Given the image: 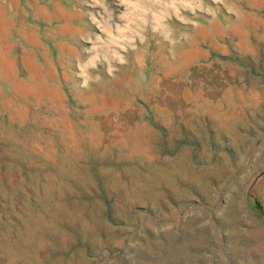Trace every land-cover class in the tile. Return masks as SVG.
<instances>
[{"label":"rangeland","instance_id":"rangeland-1","mask_svg":"<svg viewBox=\"0 0 264 264\" xmlns=\"http://www.w3.org/2000/svg\"><path fill=\"white\" fill-rule=\"evenodd\" d=\"M85 243L264 264V0H0V264Z\"/></svg>","mask_w":264,"mask_h":264},{"label":"water","instance_id":"water-1","mask_svg":"<svg viewBox=\"0 0 264 264\" xmlns=\"http://www.w3.org/2000/svg\"><path fill=\"white\" fill-rule=\"evenodd\" d=\"M109 219L111 221L114 222H120V220L118 219V217H115L113 214H109L108 215ZM101 228L106 232L108 231V228L105 226V223H101ZM68 226V225H67ZM70 228H72L74 230V232L76 233V237L74 238H67L66 236H62V235H58L57 236V247H56V252L59 253H65L68 250H70L73 247H76L78 245H81L82 243L84 244L83 240L81 239V234H80V229L78 226H69ZM85 245L88 248V251L91 253V255L94 257L92 260H85L83 263L84 264H98L101 260V256H99L101 251L103 254L106 250V248H108V246L104 245V244H98V246L96 245H92L89 243H85ZM93 247V248H92ZM98 256V257H96ZM96 257V258H95Z\"/></svg>","mask_w":264,"mask_h":264}]
</instances>
